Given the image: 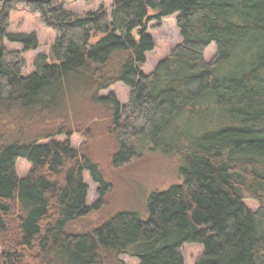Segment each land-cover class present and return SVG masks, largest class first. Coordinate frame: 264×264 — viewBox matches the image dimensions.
<instances>
[{
    "label": "trees",
    "instance_id": "trees-1",
    "mask_svg": "<svg viewBox=\"0 0 264 264\" xmlns=\"http://www.w3.org/2000/svg\"><path fill=\"white\" fill-rule=\"evenodd\" d=\"M18 5L56 32L28 75L23 53L39 42L9 31ZM149 10L176 13L182 40L143 73ZM115 82L130 88L126 105L100 93ZM76 133L110 138L114 166L144 146L178 153L182 180L152 191L146 216L125 208L74 229L109 190L100 164L73 147ZM18 158L31 164L26 177ZM85 171L98 185L92 206ZM185 243L202 245L193 264H264V0H112L88 18L57 0H0V264H102L123 253L185 264Z\"/></svg>",
    "mask_w": 264,
    "mask_h": 264
},
{
    "label": "rangeland",
    "instance_id": "rangeland-1",
    "mask_svg": "<svg viewBox=\"0 0 264 264\" xmlns=\"http://www.w3.org/2000/svg\"><path fill=\"white\" fill-rule=\"evenodd\" d=\"M61 2H63L66 9L72 11L75 15L88 18L101 7L110 12L112 0H57V3ZM9 31H34L37 35L38 47L23 53L26 64L22 69V74L28 75L33 70V59L36 54L39 52L49 53L56 32L52 27L41 21L38 12L26 5H18L11 12ZM146 31L152 36L154 47L145 54V63L141 67L143 73L151 72L157 62L168 56L173 47L182 40L177 26L176 13L156 19L155 11L149 10ZM99 36V34L95 35L93 40ZM3 44L8 49H22L21 43L8 39H4ZM215 50L214 43H210L205 48L203 53L206 60L213 58ZM100 93L104 96L110 93L115 94L117 100L123 106L129 101L130 88L121 82H115ZM57 138L64 139L63 136ZM71 142L74 148L86 152L100 164L109 183V190L103 199L101 208L77 220L74 229L88 230L109 214L125 208L138 210L143 216H146L147 199L150 193L154 190L165 189L171 184L182 180L179 172L180 154L178 153L164 154L158 149L154 150L149 146H144L139 149V154L129 162L114 166L111 163L110 155L113 142L105 135L99 133L94 137H85L83 134L76 133L71 137ZM30 169L31 164L25 158L17 159L16 172L19 177H26ZM84 181L88 187L87 205L92 206L99 197L98 185L93 181L88 171L84 172ZM245 203L253 209L257 207V204L252 200H246ZM181 251L185 264H193L202 252V245L185 243ZM118 261L125 264H138V259L127 253L119 254L117 260L104 261L102 264H118Z\"/></svg>",
    "mask_w": 264,
    "mask_h": 264
}]
</instances>
